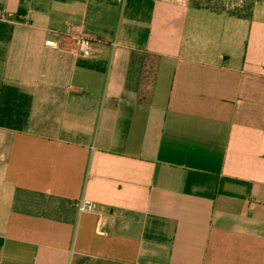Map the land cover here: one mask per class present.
Returning <instances> with one entry per match:
<instances>
[{"label": "crops", "instance_id": "0c3cea01", "mask_svg": "<svg viewBox=\"0 0 264 264\" xmlns=\"http://www.w3.org/2000/svg\"><path fill=\"white\" fill-rule=\"evenodd\" d=\"M0 264H264V0H0Z\"/></svg>", "mask_w": 264, "mask_h": 264}, {"label": "rangeland", "instance_id": "374dc122", "mask_svg": "<svg viewBox=\"0 0 264 264\" xmlns=\"http://www.w3.org/2000/svg\"><path fill=\"white\" fill-rule=\"evenodd\" d=\"M220 10L225 9L226 11H234L237 13H244L251 9L254 0H206L205 3Z\"/></svg>", "mask_w": 264, "mask_h": 264}, {"label": "built area", "instance_id": "2783aa9c", "mask_svg": "<svg viewBox=\"0 0 264 264\" xmlns=\"http://www.w3.org/2000/svg\"><path fill=\"white\" fill-rule=\"evenodd\" d=\"M78 49L80 52L89 55L91 52L88 50V47L86 45V42L81 41L78 42ZM78 210L82 213H92L96 210V205L94 202L88 199H82L77 202L76 204Z\"/></svg>", "mask_w": 264, "mask_h": 264}, {"label": "trees", "instance_id": "16d2710c", "mask_svg": "<svg viewBox=\"0 0 264 264\" xmlns=\"http://www.w3.org/2000/svg\"><path fill=\"white\" fill-rule=\"evenodd\" d=\"M192 1V5L196 8H207V9H212V10H215V11H226L225 9H216L212 6L209 5V2L208 3H205L206 0H191ZM209 1V0H208ZM257 0H254V3L253 5L251 6V9H249L247 12H244V13H237V12H234V11H228L230 14H233V15H236L238 17H243V18H250L252 16V8L255 4Z\"/></svg>", "mask_w": 264, "mask_h": 264}]
</instances>
